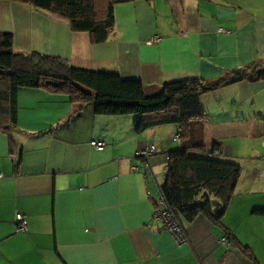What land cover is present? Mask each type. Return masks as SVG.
Masks as SVG:
<instances>
[{
  "label": "crops",
  "instance_id": "0c3cea01",
  "mask_svg": "<svg viewBox=\"0 0 264 264\" xmlns=\"http://www.w3.org/2000/svg\"><path fill=\"white\" fill-rule=\"evenodd\" d=\"M0 31L12 33L15 53L39 52L74 68L138 79L144 95L154 97L166 83L215 79L264 61V0L120 3L100 44L45 10L0 0ZM244 87L253 96L238 93ZM200 102L211 126L264 117V80L221 87ZM17 103L14 143L0 131V264H264V217L248 218L238 204L240 190L249 208L250 191L264 192L262 153L263 161L254 160L246 176L250 165L240 164L220 136L212 140L221 143L224 160L241 166L239 183L220 223L202 215L178 220V241L152 218L159 197L153 180L130 170L136 152L154 145L149 165L161 185L163 155L177 148L170 143L172 124L137 134L134 115H97L89 104L68 119L77 104L35 89L19 90ZM92 141L103 143L102 149ZM17 214L26 221L24 232L16 231Z\"/></svg>",
  "mask_w": 264,
  "mask_h": 264
},
{
  "label": "trees",
  "instance_id": "16d2710c",
  "mask_svg": "<svg viewBox=\"0 0 264 264\" xmlns=\"http://www.w3.org/2000/svg\"><path fill=\"white\" fill-rule=\"evenodd\" d=\"M5 1L27 4L65 19L73 31L86 32L93 44H100L107 40L113 27L115 5L134 0ZM259 80H264V61L256 60L224 71L215 79L190 78L166 83L157 96L146 97L138 79L123 80L114 73L74 68L60 57L39 52L15 53L12 33L0 31V131L12 145L11 131L17 123V93L21 89L61 95L77 104L68 119L89 104L97 115H134L137 134L174 124L178 127V137L173 140H179V145L163 155L164 177L159 192L177 220L189 223L202 215L220 223L239 183L241 166L221 157L220 142H213L207 148L192 136L191 122L205 119L200 102L204 93L242 81ZM57 128L58 124L38 135ZM142 159L135 154L130 161L137 170H130L144 172L148 177L142 168ZM214 201L218 203V211H215ZM251 214L264 217V208H254ZM239 246L253 259L247 246Z\"/></svg>",
  "mask_w": 264,
  "mask_h": 264
},
{
  "label": "rangeland",
  "instance_id": "374dc122",
  "mask_svg": "<svg viewBox=\"0 0 264 264\" xmlns=\"http://www.w3.org/2000/svg\"><path fill=\"white\" fill-rule=\"evenodd\" d=\"M237 91L238 93H249L250 96H253L251 94V91L247 87H244L241 90L237 89ZM244 118L246 122L241 121L242 123L240 124H237L236 122H228L219 126H211L204 119L195 120L191 122V130L193 134L192 136H194L197 140L201 141L203 144H208V146L212 144V140H214L215 137L220 136L218 140H221L225 145V147L228 149V151L232 152V154L236 156L237 161L240 164L246 162L248 163V165H250L248 166V169L245 170L246 176L247 175L249 176L250 174H252L251 173L252 162L254 160L263 161L260 160L258 157L259 154L264 152V117L262 114L261 116L257 114H251L245 116ZM172 129H174L173 135H175L177 132L176 130L177 126L172 124ZM170 143L175 146H178L179 140L175 142L171 140ZM258 169L261 170V174H257V175L262 176V168L258 166ZM244 183L246 184L245 180ZM260 187L261 186L258 185V188ZM250 192H251L250 193L251 196L253 197L251 198L252 205L250 206V208L248 202L244 199V196L247 194L245 190H240L239 199H238L239 201L238 204L240 202H242L243 204L241 211L245 212L248 218H252L250 217V214L254 208H264V202L259 203L258 201L261 198H264V192L263 193L262 191L257 192L255 189H253ZM253 217L257 218L259 216L253 215ZM238 228L241 231L243 230V227L241 225ZM260 230H261V226H258V233H261Z\"/></svg>",
  "mask_w": 264,
  "mask_h": 264
},
{
  "label": "built area",
  "instance_id": "2783aa9c",
  "mask_svg": "<svg viewBox=\"0 0 264 264\" xmlns=\"http://www.w3.org/2000/svg\"><path fill=\"white\" fill-rule=\"evenodd\" d=\"M178 137V134H176L173 139H176ZM91 145H93L96 149L100 150L103 147V143L101 142H96V141H92ZM156 152V147L154 145H149L139 151L136 152V156L143 158V162H142V168L145 169L147 171V173L149 174L151 180H153V182L156 185V188L159 191V185L156 184V178L155 175L153 174L151 167L149 165V158L155 154ZM166 156V155H165ZM262 157H264V152L261 155ZM166 159L168 158L167 156L165 157ZM133 162L130 161V168L132 171H136L137 167L135 165L132 164ZM139 167V166H138ZM147 196H150L149 194H147ZM156 208L154 209V212L152 214V218L153 220L156 222V224L170 232L173 234V236L176 237V239L178 241H181L183 238V234L181 231V227L179 225V222L177 220V218L175 217V215L173 214V212L168 208V206L166 205L165 201L163 200L162 195L159 192V197L156 199ZM16 221H17V232H24L26 231L27 227H26V221L24 220L23 216L21 214H17L16 215ZM222 242H225V238L221 239Z\"/></svg>",
  "mask_w": 264,
  "mask_h": 264
},
{
  "label": "water",
  "instance_id": "95a60500",
  "mask_svg": "<svg viewBox=\"0 0 264 264\" xmlns=\"http://www.w3.org/2000/svg\"><path fill=\"white\" fill-rule=\"evenodd\" d=\"M203 196H206V193H204ZM213 204L215 206V211H218L219 210L218 203L216 201H214Z\"/></svg>",
  "mask_w": 264,
  "mask_h": 264
}]
</instances>
